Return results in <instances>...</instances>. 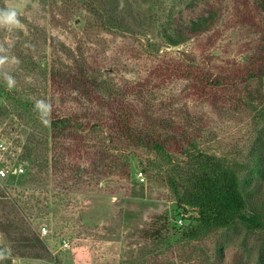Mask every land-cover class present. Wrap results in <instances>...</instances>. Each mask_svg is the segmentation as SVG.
Returning a JSON list of instances; mask_svg holds the SVG:
<instances>
[{
    "label": "rangeland",
    "instance_id": "obj_1",
    "mask_svg": "<svg viewBox=\"0 0 264 264\" xmlns=\"http://www.w3.org/2000/svg\"><path fill=\"white\" fill-rule=\"evenodd\" d=\"M82 1L71 5L74 9L81 6L75 10L80 14L70 18V11L62 7L61 0H0V8H14L21 20L18 29H0V45L9 57L0 69V141L4 145L0 166L27 165L22 176L0 179V207L6 205L8 209L15 204L19 211L17 234L12 232L9 237L33 238L34 232L50 252L43 253L40 244L29 252L34 255L39 251L44 257H19L15 254L18 244L8 238L0 225L3 243L9 251V256L0 255V264H221L220 257H216L218 248L222 250L224 264H264V233L250 232L241 224L201 240L183 238L179 210L162 176L150 171L141 181L136 173L143 166L137 160L132 163L131 178L120 175L119 170L105 176L93 174L88 171L87 160H80V156L79 170L72 167V172L59 173L50 168L38 173L25 158L26 147L33 145L35 134L33 123L23 110L27 104L33 108V102L48 115L80 111L85 105L83 89L50 85V81L33 74V57L37 63H69L58 52L62 47L76 53L81 48L90 59L95 54L119 62L117 71L113 66L116 72L112 75L119 84L125 78L142 80L148 85L151 75L155 79L157 64L183 53L193 54L198 64L204 63L214 74L235 65L241 67L255 50L254 40L264 25V0ZM98 11L108 13L110 26L99 27L102 22ZM201 18L209 20L206 30L191 35L193 23ZM166 35H181L187 40L172 46ZM209 37L210 42L205 41ZM4 73L14 78L11 88L3 79ZM33 83L40 87L39 95L33 96ZM241 84L230 93L237 95ZM242 91L238 96L250 103ZM6 93L25 102L16 103ZM191 95L187 94L185 101L190 108L201 111L196 108L200 101H194ZM40 101L50 105L51 110L39 105ZM250 107L244 115L236 114L224 124L213 125L218 137L216 145H220L222 153L239 156V160L250 152L262 154L264 160V123L257 125L251 119L254 110H261L262 105ZM51 157L54 159L55 153ZM147 157L143 154L138 158L145 161ZM29 175H33L32 180ZM26 188L31 191L18 198ZM166 216L168 224L164 222ZM196 217V211L191 210L185 225L194 223ZM43 226L49 232L41 237ZM162 226L168 228L164 234L169 244H158L150 237ZM64 240L69 243L67 249L60 247Z\"/></svg>",
    "mask_w": 264,
    "mask_h": 264
},
{
    "label": "trees",
    "instance_id": "obj_2",
    "mask_svg": "<svg viewBox=\"0 0 264 264\" xmlns=\"http://www.w3.org/2000/svg\"><path fill=\"white\" fill-rule=\"evenodd\" d=\"M61 1L62 7L70 11V18L80 14L75 10L81 5L76 9L71 6L75 2L78 5L80 0ZM97 14L101 16L100 28L105 24L110 26L107 12ZM207 22L209 20L204 18L194 22L190 34L203 33ZM257 35L253 44L254 47L257 44L255 50L241 67L233 64L232 68L214 74L204 63L198 64L193 54L183 53L181 57H171L157 64L155 79L151 75L153 80L147 79L148 85L142 80L125 78L117 83L112 75L119 62L113 63L95 54L90 59L81 48L77 53L69 47L60 48L58 52L64 54L69 63L62 60L37 63L33 57V74L50 81V85L83 89L85 105L78 109L80 111L49 115L35 102L33 108L28 104L23 106L35 134L33 145L26 147L25 158L38 173L50 168L64 173L72 172V167L81 169L77 160L80 156V160H87L88 171L93 174L105 176L119 170L120 175L127 178L133 177L132 163L137 160L143 166L136 173L137 177L139 173L144 175L150 171L162 176L179 210L183 238L201 240L238 224L250 232L264 233L263 156L250 152L244 160H239V156L222 153L220 145H216L218 137L213 129L214 124H224L236 114L244 115L248 105L253 107L254 104L262 105V109H255L251 119L257 125L264 123V25ZM166 38L172 46L187 40L181 35H166ZM210 40V37L205 39ZM53 41L56 43L55 39ZM53 48L56 50L55 44ZM240 84L250 103L238 96L242 89H238L235 96L230 93ZM39 93L40 87L33 83V96ZM189 93L194 101H200L196 108L201 111L190 108L185 101ZM6 94L16 103L25 102L12 93ZM52 153L56 155L54 159ZM143 154L149 156L145 161L138 158ZM29 176L33 179V175ZM26 189L18 198L22 199L26 191H31ZM15 206L0 207V225L21 250L15 254L27 259L44 257L39 251L34 255L29 252L41 244L34 232L33 238L9 237L12 232L17 234L19 211ZM191 210L196 211L197 217L186 226L184 221ZM168 221L166 216L164 222L168 224ZM167 229L162 226L150 237L158 244H169L164 234ZM41 246L43 253L50 255L46 247ZM221 251L216 249V257L224 264ZM0 255L9 256L5 243L0 245Z\"/></svg>",
    "mask_w": 264,
    "mask_h": 264
},
{
    "label": "clouds",
    "instance_id": "obj_3",
    "mask_svg": "<svg viewBox=\"0 0 264 264\" xmlns=\"http://www.w3.org/2000/svg\"><path fill=\"white\" fill-rule=\"evenodd\" d=\"M20 26L21 20L19 18V13L14 8H0V29H6L7 31L11 32L14 29H18ZM5 53L6 49L3 47V45H0V69H2L3 66L9 61V57ZM3 79L10 88L15 83L14 78L7 73L3 74ZM39 105H43L49 111L51 110L50 105H47L44 101H40Z\"/></svg>",
    "mask_w": 264,
    "mask_h": 264
},
{
    "label": "built area",
    "instance_id": "obj_4",
    "mask_svg": "<svg viewBox=\"0 0 264 264\" xmlns=\"http://www.w3.org/2000/svg\"><path fill=\"white\" fill-rule=\"evenodd\" d=\"M2 149H4V145H3V142L0 141V151H2ZM26 166L27 165H24L21 163L18 165L17 164L12 165V164L8 163V165H6V166H0V179L20 176L24 173ZM138 178L141 181L145 180V176L142 173L138 174ZM179 222H180V224H182L181 220ZM48 232H49L48 227L43 226V227H41L40 236L44 237L45 235L48 234ZM2 243H3V236L0 232V245ZM60 247H61V249H67V248H69V243L64 240Z\"/></svg>",
    "mask_w": 264,
    "mask_h": 264
}]
</instances>
